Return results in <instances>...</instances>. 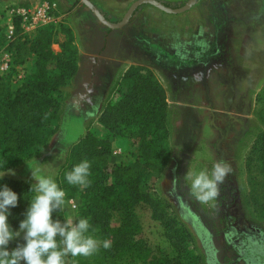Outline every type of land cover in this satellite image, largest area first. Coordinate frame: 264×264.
I'll use <instances>...</instances> for the list:
<instances>
[{"label": "rangeland", "instance_id": "1", "mask_svg": "<svg viewBox=\"0 0 264 264\" xmlns=\"http://www.w3.org/2000/svg\"><path fill=\"white\" fill-rule=\"evenodd\" d=\"M35 1L0 0V47L5 41L3 6ZM53 1L54 39H73L66 15L82 4L78 0ZM162 1L173 7L185 0ZM203 2L198 0L186 16L192 18ZM145 5L135 10V20L128 27L135 26ZM123 12L106 11V18L117 21ZM117 33L126 38L123 49L131 58L97 65L95 57H81L85 51L82 39L77 41L79 47L73 44L77 69L59 91L51 94L54 101L49 111L48 141L18 164L2 152L0 144V173L11 169L15 175L3 177L21 179L32 186L35 181L29 167L39 168L40 174L50 175L57 182L69 146L84 133L108 144V153H113L109 163L144 161L135 136L109 131L98 116L105 105L124 94V68L134 67L144 75L151 66L153 78L161 83L169 103L176 102L168 107L169 136H164L161 129L157 133L165 152L147 159L140 176L130 184L113 185L108 195L112 209L102 203L100 185L91 174L89 186L75 185L61 209L63 220L76 223L81 218L89 219L87 235L97 239L100 247L89 257H65L66 264H264V122L260 121L264 118V67L249 90L244 84L246 70L238 66L240 60L235 56V43L214 42L200 62L187 66L159 49L144 51L143 42L129 37L125 30ZM99 42L94 44L97 52L105 48L104 43L98 46ZM52 44L49 48L58 52V45ZM11 49L18 62L17 49ZM28 60L29 66L23 63L26 78L34 71L33 60ZM22 91L21 87L13 93ZM216 161L226 162L232 171L219 185L218 197L202 203L191 194L187 177L204 170L210 174ZM100 169L96 172L102 184L112 185V177ZM134 193L142 196L141 201H132ZM35 195L31 191L18 196V205L9 209L12 231H19ZM104 240L111 242L110 248L102 246ZM24 243L21 232L9 242L8 251Z\"/></svg>", "mask_w": 264, "mask_h": 264}, {"label": "trees", "instance_id": "2", "mask_svg": "<svg viewBox=\"0 0 264 264\" xmlns=\"http://www.w3.org/2000/svg\"><path fill=\"white\" fill-rule=\"evenodd\" d=\"M5 29V27H3ZM53 23L37 27L30 33H22L17 21L13 20V35L6 48H16L18 62L32 59L34 71L27 78L26 74L18 86L10 83L9 75L0 76V144L2 152L14 163L26 160L31 152L42 148L51 134L48 129L49 111L53 106L52 93L61 89L66 79L76 72V48L70 39L56 41ZM3 37L4 30H3ZM56 43L59 51L53 52L49 45ZM13 69H11V72ZM123 77L127 79L124 94L113 104L105 105L98 116L99 122L109 131L120 136H135L144 161L134 160L131 163H109V146L105 141H94L84 133L69 146L65 161L59 171L57 185L65 191V199L72 196L74 185L65 179L67 172L84 160L90 162V173L95 183L100 185V199L105 207L112 209L114 205L108 198L113 185L126 186L142 173L147 159H153L164 153V142L157 141V133L161 129L164 136H169V110L164 90L153 78L146 74H138L134 67H128ZM23 88L19 94L13 91ZM259 113V117H260ZM264 122V118L260 117ZM163 136V137H164ZM112 177V185H103L96 169ZM7 185L18 196L29 194L31 185L21 179L0 178V190ZM139 194L132 195V201H141ZM54 220L62 223L61 210L53 213ZM60 238L57 237V240Z\"/></svg>", "mask_w": 264, "mask_h": 264}, {"label": "crops", "instance_id": "3", "mask_svg": "<svg viewBox=\"0 0 264 264\" xmlns=\"http://www.w3.org/2000/svg\"><path fill=\"white\" fill-rule=\"evenodd\" d=\"M89 1L107 17L106 11H125L134 0ZM197 3L198 0L184 13L177 14L166 13L151 5H145L144 13L139 16L138 20L136 19L135 26L128 27L135 20L137 13L135 10L144 4L139 5L123 26L116 29L108 28L114 32L112 34L110 31L107 33V27L99 24L93 15L84 9L83 5L82 7L74 6L69 15H66L68 19L66 24L73 36L70 43L79 47L77 41L82 39L85 51H82L81 57L91 60L95 57L97 65L105 62H118L125 57L126 59L131 58L124 53L123 43L126 38L117 33L125 30L129 37H136L137 41L143 42L144 51L149 50L152 53L159 49L162 54L174 57L180 65L187 66L201 61L211 51L214 42L235 43V56L240 60L238 66L246 70L245 87L249 90L253 89L258 81L256 76L262 72L264 67V0H204L198 10L194 11L193 17H187L186 14L192 7L194 9ZM55 37H57V32ZM97 41H100L98 46L103 43L105 46L99 52L94 46ZM226 56L231 57L229 53ZM23 63L29 66L31 61L24 60ZM128 67L124 68L123 72ZM150 67L148 66V72L154 76V72L150 70L152 67ZM173 68V70H178V68ZM155 80L158 82L156 78ZM158 84L164 90L161 83L158 82ZM164 94L168 106L176 104V102L169 103L165 91ZM108 158L111 160L113 153L109 154Z\"/></svg>", "mask_w": 264, "mask_h": 264}, {"label": "clouds", "instance_id": "4", "mask_svg": "<svg viewBox=\"0 0 264 264\" xmlns=\"http://www.w3.org/2000/svg\"><path fill=\"white\" fill-rule=\"evenodd\" d=\"M29 168L35 181L30 191L36 195L26 211V218L19 224V231H12L8 224L9 209L18 205L19 197L7 185L0 190V264H66L65 257L95 254L100 242L87 235L91 228L89 219L81 218L76 223L71 219L63 223L54 220L53 213L66 203V193L50 175L40 174L39 168ZM231 171L229 164L216 161L210 174L207 170L189 173L191 194L202 203L214 200L219 195V185ZM6 174L15 175L13 170L7 169L0 173V178ZM90 174V162L84 160L67 172L65 179L70 185L87 187ZM21 232L25 243L9 252V242L19 237ZM102 246L108 249L111 242L104 240Z\"/></svg>", "mask_w": 264, "mask_h": 264}, {"label": "built area", "instance_id": "5", "mask_svg": "<svg viewBox=\"0 0 264 264\" xmlns=\"http://www.w3.org/2000/svg\"><path fill=\"white\" fill-rule=\"evenodd\" d=\"M6 43L13 35V20L17 21L22 33H30L37 27L53 23L55 20L54 11L56 3L53 0H37L29 3H12L4 5ZM11 69L13 71L11 72ZM9 75L10 83L13 86L21 84L25 76L24 65H14L12 51L6 48V44L0 47V76Z\"/></svg>", "mask_w": 264, "mask_h": 264}, {"label": "water", "instance_id": "6", "mask_svg": "<svg viewBox=\"0 0 264 264\" xmlns=\"http://www.w3.org/2000/svg\"><path fill=\"white\" fill-rule=\"evenodd\" d=\"M78 1L83 5L84 9H86L93 15V17L99 24L109 29H116L120 28L128 21L135 8L139 5L147 4L166 13L177 14L187 10L196 0H185L181 5H178L176 7L166 5L161 0H134L132 3H130V5L124 11L123 15L117 21H110L106 19L104 14L99 9H97L89 0Z\"/></svg>", "mask_w": 264, "mask_h": 264}, {"label": "flooded vegetation", "instance_id": "7", "mask_svg": "<svg viewBox=\"0 0 264 264\" xmlns=\"http://www.w3.org/2000/svg\"><path fill=\"white\" fill-rule=\"evenodd\" d=\"M171 6V5H170ZM178 6V5H177ZM107 19V18H106Z\"/></svg>", "mask_w": 264, "mask_h": 264}]
</instances>
